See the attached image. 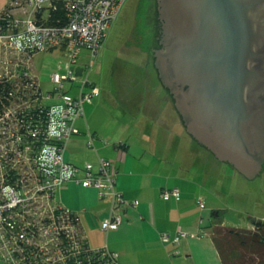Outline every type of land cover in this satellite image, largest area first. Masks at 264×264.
Wrapping results in <instances>:
<instances>
[{
    "label": "built area",
    "instance_id": "built-area-1",
    "mask_svg": "<svg viewBox=\"0 0 264 264\" xmlns=\"http://www.w3.org/2000/svg\"><path fill=\"white\" fill-rule=\"evenodd\" d=\"M52 1L14 0L12 15L0 11V264H120L119 252L88 242L80 214L57 192L68 181L95 187L100 197L114 196L102 227L116 228L124 219L120 208L126 201L115 189L113 160L100 156L98 169L86 161L80 174L64 152L79 132L76 120L85 114V101L99 94L85 76L81 50L97 56L126 0H62V17L40 22L36 12ZM54 49L66 52L68 73L53 71V87L44 88L30 62L36 52ZM77 65L84 67L81 75ZM79 78V90L70 93L65 84ZM87 144L94 146L90 131ZM180 193L173 186L161 195ZM127 203L136 206L137 200ZM187 235L180 229L173 236L162 232L161 238L177 243Z\"/></svg>",
    "mask_w": 264,
    "mask_h": 264
},
{
    "label": "crops",
    "instance_id": "crops-1",
    "mask_svg": "<svg viewBox=\"0 0 264 264\" xmlns=\"http://www.w3.org/2000/svg\"><path fill=\"white\" fill-rule=\"evenodd\" d=\"M151 59V55L145 58L147 84L139 89L135 98L133 87L124 86L128 92L121 95V100L106 99L109 95L98 97L96 104L89 102L88 110L84 103L85 114L76 120L79 132L70 138L75 151L71 155L64 152V157L81 166L92 161L95 169H98L100 156L113 160L115 189L126 201L120 208L124 219L118 227L107 229L106 241L99 246L104 244L102 246L118 251L120 264H222L212 237L214 214L212 212L208 224L206 218L211 209L199 202L200 199L205 201V190L213 185L210 161H206L212 160L211 152L186 131L169 91L161 83L155 67L151 69ZM100 107L107 116L103 122L96 123L94 113L99 112ZM129 115L131 120H127ZM108 121L122 124V127L134 124L138 129L133 136L128 133L114 135L116 126L104 127ZM89 131L94 136L93 147L87 144ZM119 141L126 142L125 146H116ZM219 161L217 164L225 172V162ZM78 184L68 182L62 188L73 193ZM173 186L179 187L180 196L164 198L163 188ZM218 187L215 185L216 189ZM80 189L85 205L80 207L71 202L66 205L80 214L81 221L82 211L91 212V217L103 218L102 221L110 216L112 194L100 197L95 187ZM60 198L62 200V196ZM135 199L136 206L127 203ZM200 227L204 231L198 234ZM180 229L189 233L180 242L162 240V232L173 236ZM206 234H210L208 240L204 237Z\"/></svg>",
    "mask_w": 264,
    "mask_h": 264
},
{
    "label": "water",
    "instance_id": "water-1",
    "mask_svg": "<svg viewBox=\"0 0 264 264\" xmlns=\"http://www.w3.org/2000/svg\"><path fill=\"white\" fill-rule=\"evenodd\" d=\"M156 10L153 65L186 131L245 177L262 174L264 0H156Z\"/></svg>",
    "mask_w": 264,
    "mask_h": 264
},
{
    "label": "rangeland",
    "instance_id": "rangeland-1",
    "mask_svg": "<svg viewBox=\"0 0 264 264\" xmlns=\"http://www.w3.org/2000/svg\"><path fill=\"white\" fill-rule=\"evenodd\" d=\"M5 3L6 0H0V9ZM16 12L20 13V9H16ZM156 22V0H126L117 18L113 21L98 55L94 56L88 49L82 48L80 57L82 60L80 62L88 66L85 76L92 84L100 87L99 95L92 98V101L85 102L87 110L89 102L96 104L105 95H109L106 99L121 100V95L128 92L124 90V86L133 87L132 96L135 98L139 89L147 84L145 79L148 66L144 50L152 52V46L157 44ZM67 62L66 52L61 49H54L36 52L30 65L39 76L42 86L48 88L54 85L51 81L53 71L62 74L68 73ZM150 66L151 69L154 68L153 65ZM82 81L83 78H79L73 83L67 81L65 86L70 93L74 94L79 90V84ZM94 114V120L97 118L96 123L103 122V118L107 116L106 111L101 107L99 112L97 111ZM86 115H88L87 112ZM128 118L127 120H131V115ZM91 119L93 121V117ZM115 126L114 135L128 133V135L133 136L136 128L138 129L137 125L134 124L128 126L123 124V128L122 124L109 121L107 126L104 127L111 129ZM66 149L65 152L68 155L73 154L75 146L72 140L68 142ZM206 161H210V179L214 185L205 190L204 196L207 207L211 209L206 218L208 224L212 212L215 216L220 213L219 209L221 210V216L219 219H213L215 224L220 222L224 226L251 228L253 219L263 218L264 220V174L257 175L255 178H247L232 170V165L226 166V171L223 172L221 171L222 167L220 168L213 159ZM215 185L219 187L216 189ZM80 187H83V185L78 184L73 193L64 191L63 188L59 189L57 192L58 197L62 196V200L61 198L60 200L65 205L66 203L70 205L71 202L81 207L82 204L85 205V197ZM216 210H218L217 214L214 213ZM81 216L89 242L92 246L99 247V244L104 243L107 238V229L101 227L103 218H93L91 212L85 211H82ZM204 237L208 240L210 234H206ZM196 238L201 237L196 236ZM102 245L104 244L100 246Z\"/></svg>",
    "mask_w": 264,
    "mask_h": 264
},
{
    "label": "trees",
    "instance_id": "trees-1",
    "mask_svg": "<svg viewBox=\"0 0 264 264\" xmlns=\"http://www.w3.org/2000/svg\"><path fill=\"white\" fill-rule=\"evenodd\" d=\"M12 2H14V0H6L5 5L0 9V11L3 10L4 14L12 15L10 10L12 6L11 5ZM62 3H63L62 0H53L51 4L50 3L45 4L43 9H39L36 12L37 19L42 23H48V24L56 22V20L62 17V13L64 14ZM144 51L146 54L145 58H147L148 51L146 50ZM151 60L152 61H150L151 63L150 65H153V57ZM125 144L126 142L124 141H119L118 143L117 142L115 143L116 146H125ZM210 157L216 163L220 162L212 153L210 154ZM225 165L229 166L230 164L225 163ZM77 166L81 168L80 174H82V170L84 169L85 164H83L82 166L81 165H77ZM232 170L239 173L233 166H232ZM262 174H264V171ZM68 182H66L65 185ZM58 199L60 200L59 197ZM219 212H220L219 214L214 216V219L220 218L221 216L220 209ZM252 224L253 226L251 228L224 226L221 225L220 222H217L216 224L212 225L213 227L212 237L216 245V248L221 256L222 264H264V220L263 218H255L253 219ZM199 231H200L199 234L203 233L204 231L203 227H200Z\"/></svg>",
    "mask_w": 264,
    "mask_h": 264
},
{
    "label": "flooded vegetation",
    "instance_id": "flooded-vegetation-1",
    "mask_svg": "<svg viewBox=\"0 0 264 264\" xmlns=\"http://www.w3.org/2000/svg\"><path fill=\"white\" fill-rule=\"evenodd\" d=\"M157 22H156V28H155V31H156V36H157ZM157 38V37H156ZM158 45V41H157V44L156 45H154V46H152V51H153V48H155L156 46ZM146 51H148V50H146ZM150 55H152V52L151 51H148V53H147V57L148 56H150ZM150 59V58H149ZM263 171H264V169H263ZM263 173V172H262Z\"/></svg>",
    "mask_w": 264,
    "mask_h": 264
}]
</instances>
